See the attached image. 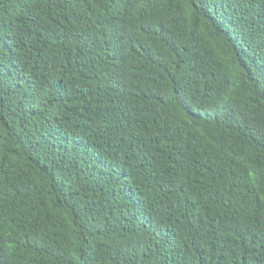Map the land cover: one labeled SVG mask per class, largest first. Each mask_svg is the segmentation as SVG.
<instances>
[{"label":"trees","instance_id":"1","mask_svg":"<svg viewBox=\"0 0 264 264\" xmlns=\"http://www.w3.org/2000/svg\"><path fill=\"white\" fill-rule=\"evenodd\" d=\"M0 264H264V0H0Z\"/></svg>","mask_w":264,"mask_h":264}]
</instances>
